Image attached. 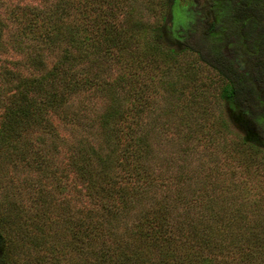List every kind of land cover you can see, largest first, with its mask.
<instances>
[{"label": "trees", "instance_id": "16d2710c", "mask_svg": "<svg viewBox=\"0 0 264 264\" xmlns=\"http://www.w3.org/2000/svg\"><path fill=\"white\" fill-rule=\"evenodd\" d=\"M43 1L25 6L23 37L16 43L36 72L22 77L4 69L8 77L1 76L13 101L1 130L9 134L20 131L25 121H40L48 108L64 105L78 89H95L109 98L94 118L103 128L105 146H82L71 156L77 176L87 182L92 205L80 214L70 237L63 228L69 223L67 212H62L61 230L74 243L73 250L69 254V245L61 243L58 259L49 264H68L71 258L73 264H264V196L248 200L250 186L264 181V147L247 135L228 139L224 111L207 128L199 122L195 129L209 135L208 142L213 141L210 133H223L217 147L225 152L204 174V184L184 191L169 186V117L150 134L142 122L144 112L156 105L169 115V98L199 103L200 64L218 75L217 102L261 121L264 43L250 31H263L262 0H227L249 32L241 25L229 28L216 18L204 22L187 13L169 36L166 12L153 11V19L148 18L140 7L143 0ZM236 42L240 49L228 55L227 47H236ZM119 90L133 108L121 107ZM247 210L258 212L260 231L249 232ZM17 223V229L27 226ZM4 244L0 229L1 260L8 258ZM52 247L47 253L56 252Z\"/></svg>", "mask_w": 264, "mask_h": 264}, {"label": "rangeland", "instance_id": "374dc122", "mask_svg": "<svg viewBox=\"0 0 264 264\" xmlns=\"http://www.w3.org/2000/svg\"><path fill=\"white\" fill-rule=\"evenodd\" d=\"M143 1L140 7L150 19L154 17L153 11L166 12L164 27L168 36L181 15L187 13L194 14L204 22L216 18L223 26L231 28L241 25L243 32L250 31L248 24L237 17L235 6L229 5L227 0H166L165 6L162 3L164 0ZM43 3V0H0V27L3 30L0 40V229L5 235L4 247L8 251L7 260H1L0 248V264H49L53 259H58L57 250L61 243L69 245L67 250L70 254L73 250L70 242L74 243L68 237L74 233L80 214H84L92 205L87 182L77 176L71 165V156L76 155L82 146L98 147L100 143L105 146L103 128L97 121L94 122V118L105 110L109 98L98 90L86 87L74 92L64 105L48 108L41 118L43 121H25L20 131L9 134L1 130L13 103L8 89L10 85L7 86L6 80L1 77H8L4 69L17 72L22 77L36 72L25 63L24 53L16 48L17 41L23 37L20 18L26 5L40 6ZM261 3V8H264V0ZM259 27L263 29L261 34L253 29L250 32L255 39L264 43V20L259 22ZM240 42H236L234 48L227 47V54L233 56L240 49ZM200 67L199 80L203 89L199 103L188 102L185 98L180 102L179 99L175 101L169 98V115L160 112L161 105H156L145 111L142 117L149 134L157 122L169 117V131L165 133L169 135V186H180L184 191L204 184V174L219 164L217 158L225 152L217 147L223 133L221 137L218 133H210L213 141L208 142L209 135L206 137L195 129L199 122L204 121L207 128L211 119L224 111L228 139L247 135L250 141L264 147V117L261 121L253 122L238 107L217 102L214 94L217 82L214 81H218V75L205 64H200ZM112 74L115 75L116 71H112ZM118 93L123 96L120 105L124 110L134 107L131 101L124 98L123 90ZM175 104L177 107H174ZM199 104L206 109L204 112L200 111ZM163 138V142H166L165 135ZM103 150L105 152L106 148ZM117 172H123L122 166L117 167ZM181 172L193 177L180 179ZM250 188L252 192L248 200L264 196V181H258ZM45 208L48 213L42 215L40 209L44 211ZM62 212H67L65 218L69 223L67 228H63L68 237L61 230L65 219ZM246 213L251 221L250 226L247 225L249 232L260 231L263 222L258 219L264 218V214L259 217L257 211L247 210ZM134 214L135 211L132 212ZM203 217H207V214ZM20 220L25 221L27 226L17 229ZM234 230L238 231L239 225H235ZM51 244L56 252L47 253ZM73 262L71 258L68 264Z\"/></svg>", "mask_w": 264, "mask_h": 264}]
</instances>
